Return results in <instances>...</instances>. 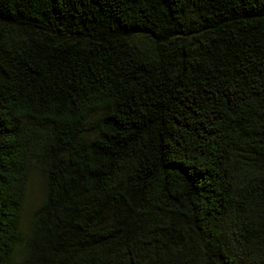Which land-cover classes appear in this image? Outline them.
<instances>
[{"label":"trees","instance_id":"16d2710c","mask_svg":"<svg viewBox=\"0 0 264 264\" xmlns=\"http://www.w3.org/2000/svg\"><path fill=\"white\" fill-rule=\"evenodd\" d=\"M0 264H264V0H0Z\"/></svg>","mask_w":264,"mask_h":264},{"label":"rangeland","instance_id":"374dc122","mask_svg":"<svg viewBox=\"0 0 264 264\" xmlns=\"http://www.w3.org/2000/svg\"><path fill=\"white\" fill-rule=\"evenodd\" d=\"M45 193L46 187L44 175L38 170H33L25 186L21 210V229L25 236H28L31 233L32 215L43 205Z\"/></svg>","mask_w":264,"mask_h":264}]
</instances>
